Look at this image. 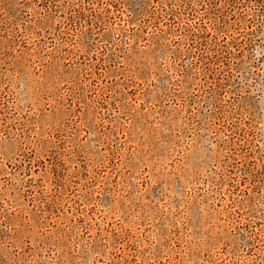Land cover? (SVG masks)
Masks as SVG:
<instances>
[{
    "label": "rangeland",
    "instance_id": "374dc122",
    "mask_svg": "<svg viewBox=\"0 0 264 264\" xmlns=\"http://www.w3.org/2000/svg\"><path fill=\"white\" fill-rule=\"evenodd\" d=\"M0 264H264V0H0Z\"/></svg>",
    "mask_w": 264,
    "mask_h": 264
}]
</instances>
